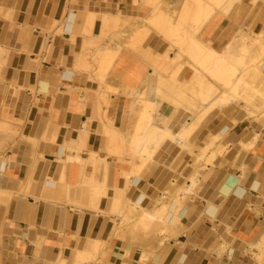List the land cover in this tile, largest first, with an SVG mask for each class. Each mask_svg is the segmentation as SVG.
Here are the masks:
<instances>
[{
	"label": "crops",
	"instance_id": "obj_1",
	"mask_svg": "<svg viewBox=\"0 0 264 264\" xmlns=\"http://www.w3.org/2000/svg\"><path fill=\"white\" fill-rule=\"evenodd\" d=\"M71 12L77 20L66 32ZM93 13L100 17L91 27L87 17ZM119 13L125 21L149 17L151 10L141 0H0V264H77L79 253L96 256L84 264L98 254L103 264H264V121L245 120L243 105L211 111L216 115L195 130L190 150L168 142L148 171L127 154L112 155L105 131L132 134L141 109L133 106L136 98L150 96L164 118L178 104L171 92L163 99L155 95L159 78L127 48L129 38L111 40L127 29L108 23L107 16ZM242 27L251 30V39L264 30V4L247 6L231 20H213L200 37L224 49ZM147 42L143 49L152 47L154 56L170 48L156 34ZM106 47L120 49L107 75L93 60L91 71L80 69L86 50L96 56ZM252 70L241 71L243 82ZM96 74L107 76L104 84ZM260 74L246 87L254 103L242 102L262 114ZM191 75L186 68L178 81L184 84ZM224 129L206 157L224 145L222 155L214 165L198 167L202 149ZM138 168L146 170L143 175ZM191 180L192 194L179 195ZM224 185L231 188L228 195ZM140 200L141 211L171 214L168 234L157 232L156 222L144 232L141 212L128 213V204ZM136 214L128 231L126 219ZM97 243L104 245L100 253Z\"/></svg>",
	"mask_w": 264,
	"mask_h": 264
},
{
	"label": "bare ground",
	"instance_id": "obj_2",
	"mask_svg": "<svg viewBox=\"0 0 264 264\" xmlns=\"http://www.w3.org/2000/svg\"><path fill=\"white\" fill-rule=\"evenodd\" d=\"M177 1H179V3L181 4L180 0H168L167 1V6L170 7L174 3H176ZM235 1L236 0H230L226 4V6L224 7V9L222 10V12L220 14L223 15L224 17H226V16L230 17L232 15V13L234 12V10H236V8L238 7V3H235ZM192 2L193 3H191V1H190L189 3H191V5H193L195 3H198L199 0H192ZM238 2H240V0H238ZM144 4H146V3H144ZM187 4L188 3L184 2V3L181 4V6L183 8H185V6L188 7ZM235 4H236V6H234ZM256 4L262 6L264 4V0H246V5H248V6L254 7V6H256ZM231 8H233V10L229 14V11L231 10ZM167 13H168L167 11L166 12H162L161 11L160 15L158 17L151 18L152 17L151 16L150 17L151 19L143 18L135 26V28H137V29L133 30V31H135V34H133V36L135 35L134 37L136 38V40H140V39L141 40L142 39L145 40L147 38V32L143 31L144 29L147 30V27H151L150 29H154V28L164 29V28H166V27L168 28L170 25H172L174 17L171 18L170 16H168ZM178 14H180V13H178ZM155 15H157V14H155ZM97 16L100 17V15H96L94 13L93 14H88L87 18H88V20L90 22L88 25H90L92 27L93 22L97 19ZM120 17H121L120 13H119V16H117V17L107 16V18H109V22L108 23H111V21L115 22V23H119L121 21ZM203 17L205 18L203 20V24L199 25L200 27L198 29H201L202 27H204V26L208 25L210 22H212V19L210 17L205 16V15ZM67 19L68 20H67L66 24H68V25L66 26L65 31L66 32H71V30L73 29L77 19H76L75 14L73 12L70 13V17L67 18ZM101 20L105 21V17H104V19H101ZM104 23H107V21L104 22ZM102 25H101V27H102ZM85 26H86V24H85ZM131 27H133V26H131ZM104 28H106V26H104ZM196 31H193V33H192V31L188 32L189 34L191 33L192 37L190 35H189L190 37L189 36H185L186 38L189 39V41H191V43H192V45L194 47V50H195V48L198 50V51H196L197 54L195 53L196 55H193L194 57L192 58V61L194 60V61L197 62V60H200L198 57L202 56V58L204 60H206L208 63L209 62H215V65H216V68H217L216 70H214L215 71L214 72L215 75L213 74L212 71L211 72H212V74L214 76H217V80H219L218 78H221V76H223L220 81L223 82L224 85L222 86V85H219V84L215 83L214 81L211 80L212 77H210L211 79L210 78L208 79L205 75L203 77V74L200 76L199 67L197 68V66L195 65L194 61L193 62L191 61V63H194V65H195L194 66L193 64L190 63L191 66L193 65L192 66V72H191L192 73L191 78L185 84H182L180 87L183 88V86H185L186 89H187V92L192 93L191 95L189 94L190 96H192L194 93L196 94V92L193 91L194 89L192 90L193 86L195 87L196 84H198V85L200 84L201 86L199 85V87H203L205 89L198 96V97H200L201 102L203 103V105L201 104V107H198V108H201L198 113H197L196 110H194V108H193L194 106L192 107V106H189V105H185L184 110H185L186 113L181 114L180 110H176V109H178L180 107V105L178 103V108L175 109V112L171 116H169V118H164V116H162V112H161V108L162 107L160 106V108H159V106H158L159 104L157 105L156 101H155V104L150 102L149 101V97L150 96L148 98H146L144 96L136 98L137 102H135V104L133 106H135L136 103H138L136 106H138V105L141 106V104H142L143 107H142V109L139 112V115H138L139 117L137 116L138 117L137 118L138 119V123L137 124L135 123L134 131L131 132L132 134L129 135L128 138H125V143L127 144L128 147H130L131 150H133V154L140 161V163H141L140 167H142V169H146V168L149 169L152 166V164H154L156 162L155 159H156V157H157V155L159 153V150L166 143L171 142V143L179 145L180 147L182 145H186L188 143L189 138L191 136H193V133H195V130L198 128V126L206 124V123L209 122V120L207 121V119L209 118V114L211 113V111H213L215 109H218V113H219V111H221L222 108H224V107L228 108V106L229 107L232 106V104L231 105H229V104L234 101L233 97L235 95H233V97H232V95H230L231 93L235 94V92L238 89L241 90V88H246L248 86V84H249L248 82H250V80L254 79V76H256L257 73L258 74L261 73V74L264 75V62H263V58H264V30L261 33H259V34L253 35L252 39L249 36H247V34H245L243 31H242L243 34L240 32L241 33V36H240L241 38L240 37L239 38L242 40V44H243V49H241L240 51L238 49L239 48L238 45H236L239 42L237 39H235L234 43H230L228 46H226L223 51H220V49L213 48L211 43H208V42L204 43L202 41L199 42L198 40H195L194 39L195 37H193V36L197 35L198 32H196ZM126 33H128V32H126ZM186 35H187V33H186ZM111 40H113V39H111ZM137 44H139V43L137 42ZM112 50H113V48H111V50H110V49H107V47H106V48H101V50L97 51V53H96L97 58H95L94 61L98 60L100 62L99 63L100 69H105V68H103L105 64L101 60L102 57H104L105 55H108V57H110V56L115 57V55H118V54H116V50H113V51ZM119 52H120V49H119ZM192 52H193V50H192ZM248 54L250 55V58L247 56ZM82 56L84 57L83 54H82ZM244 56H246V59L248 58V61L246 59L244 60V58H243ZM106 59L109 60L108 58H106ZM114 60L115 59H113V61ZM82 62H84V61H82ZM240 62L243 64L242 70H243V67L246 68L248 66H249V68H250V66L253 68V70L249 73L248 81L246 83L241 80L242 79L241 78V75H242L241 71L238 74L236 72L235 67H234V65L240 64ZM83 64H84L83 65L84 68L88 69V64H86V63H83ZM177 65H179V64H177ZM105 66H107V63H106ZM111 66H113V64ZM182 66L183 65L181 64L180 67H182ZM177 68H179V67H177ZM108 69H109V67H108ZM182 69H183V67H182ZM206 70H208V69H206ZM179 72H180V70H179ZM238 72H239V70H238ZM107 73H108V71H107ZM181 73H182V71L180 72V74ZM247 73H245V74H247ZM176 75H178V74H176ZM226 75H227V78H224V76H226ZM96 76H97V74L95 75L94 78L97 79V77H98V79L101 81V83H103L104 79L107 77V76H99V75L97 77ZM218 76H220V77H218ZM206 78H207V83H205ZM111 80H113V78H111ZM111 83H114V82L111 81ZM144 85H146V84L144 83ZM139 88H140V86H139ZM142 88H144V87H142ZM126 89H124V90H126ZM140 90H138V91H140ZM239 90L237 92H239ZM143 91H144V89H143ZM126 92H127V90H126ZM185 92H186V90H185ZM185 92L183 91L182 93H185ZM127 93L130 95L131 91L130 92L128 91ZM156 93L157 94H155V95H157L161 99H163V95L165 94V91L160 85L156 86ZM217 94L220 95V96H218L217 99H214L213 97L216 98L215 95H217ZM236 95H239V94L237 93ZM159 97L157 98L158 100H160ZM235 99H237V98H235ZM154 100H156V99H154ZM244 100H245V102L247 104H253L254 103L253 99L249 98V97L244 98ZM131 101H133V100H131ZM162 101H164V100H162ZM192 105H194V103ZM140 106H138V107H140ZM133 108H135V107H133ZM133 108H131L132 112H133V110H132ZM150 109L153 110V115H147L148 111ZM137 113H138V111H137ZM216 113H217V110H216ZM214 115H216V114H214ZM135 116H132L133 117L132 119L130 117V119L133 120ZM135 121H137V120L135 119ZM144 121H146V123H144ZM263 129H264V127H263ZM131 130H132V126H131ZM225 130L226 129L220 131L218 134L214 135V137H212V138L210 137L211 138V140H210L211 141V143H210L211 145L207 146L208 149L207 148H203L202 149L200 157H202L203 154H205V152H206L205 150L213 149L214 148L213 146H215L214 144L216 142H220L223 139ZM209 135L211 136V134H209ZM223 151H224V145H222L220 148H218V150H216V152L213 153V156L210 157L211 158L210 161H211L212 165L215 164V160L218 157H220V153L222 155ZM146 170H141V168H138V172H141V174L143 173L142 171H146ZM138 174H140V173H137V175ZM144 174H145V172H144ZM139 176H141V175H138V177ZM139 178H141V177H139ZM195 181L191 180L189 182L190 186H188L189 187L188 190L186 189L187 193L184 190L185 193L183 192V194H182V192H181L179 195H181V196L184 195L185 196L186 194L187 195L192 194L190 192H191V190H193V188L196 185ZM129 183H131V178L129 179ZM230 190H231L230 186L224 185V188H222L221 191H222L223 195H228L230 193ZM178 197L181 198L180 196H178ZM141 202H142V200H140L137 203H133V204L129 203L128 204L129 205L128 213L131 214V213H137V212L139 213V211L141 212V214H140V222H141V227L144 229V232H148L149 228L153 225L154 222L157 223L156 226H155L157 232H160V233H162V232L166 233L167 231L169 232V230H170L169 220H170L171 214H165V215L162 216V214H152V213H147L144 210L141 211ZM208 214L211 215V216L214 215L215 214V210L213 208L210 209L208 211ZM157 216H159V219H158ZM135 230L136 229H133L132 232H134ZM166 234H168V233H166ZM100 243H97L95 245V247H96V249H95L96 252L95 253L99 252L100 245H102ZM92 257H89V256H87V255H85L83 253H79L76 262H77V264H84L85 262L93 260L94 257H96V256H92ZM142 259H143V257H142ZM62 264H66V263L64 262Z\"/></svg>",
	"mask_w": 264,
	"mask_h": 264
},
{
	"label": "rangeland",
	"instance_id": "obj_3",
	"mask_svg": "<svg viewBox=\"0 0 264 264\" xmlns=\"http://www.w3.org/2000/svg\"><path fill=\"white\" fill-rule=\"evenodd\" d=\"M167 1L168 0H144V1L141 0V3H142L143 7H148L151 10V15L149 17H144L145 19H151V18L158 17L160 15L161 11L162 12H166L167 11L168 12L167 13L168 16H170L171 18L174 17L172 25H170L168 28L166 27L164 29H160V28L159 29H157V28L150 29L151 27H147V30L146 29L143 30V31L147 32V38L145 40H143V39L142 40L141 39L140 40H136V38L134 37L135 35L133 36V34H135V31H133V30L137 29V28H135V26L143 19V17H138V18H130L129 17V18H126L125 21H122L123 19H122V16H121L120 17L121 21L119 23H115V22L111 21V24H113L118 31L122 30V28L123 29L127 28L128 30L125 29V31H123L122 34L118 33L119 35L115 39H113V41H115V40L119 41L120 39L126 40L127 38H129V39L131 38L130 41L128 42V44H127V48L130 49L131 51L135 52L139 56H141L142 59L149 65V67L151 68L150 70L152 71L151 76L155 75V76H158V78H159L158 85H160L164 89V91L171 92L172 94H174L176 96V98L178 99L177 102L179 103L181 108H184L185 105H189V106H192V107L194 106L193 107L194 110H196L197 113H198L200 111V109H201V108H198V107H201V104L203 105V103L201 102L200 97H198V96L205 89L203 87H199L200 84L199 85L196 84V86L195 87L193 86V88H192V90L194 89L193 91H195L196 94L194 93L192 96H190L192 93L187 92V89H186L185 86H183V88L180 87L182 85V83H180L178 81V77H180V75L183 73V70L186 69L187 67L192 72V66L194 65V63L197 66V68L199 67L200 76L203 74V77L205 75L208 79L210 77H212V79L210 78L212 81H214L215 83H217L219 85H222V86L224 84L220 80L222 79L223 76H221V78H218L219 80H217V76H214L215 75L214 74V72H215L214 70L217 69L216 65H215V62H209L208 63L206 60H204L202 58V56L198 57L200 60H197V62L193 60L194 63H191L192 58L194 57L193 55H196L197 54L196 51H198V50L196 48L194 50V47H193L191 41H189V39L186 38L185 36H189L190 35L192 37L191 33L189 34L188 32L192 31V33H193V31L197 30L196 31V32H198L197 35H194L193 37H195L194 39L198 40L199 42L202 41L201 37H200V33L206 29L207 25L202 27L201 29H198V28L200 27L199 25L203 24V20L205 19L203 16L205 15V16L210 17L212 19V21L217 19V18H219V17L223 18L224 16L221 15L220 13L222 12L224 7L226 6V4L230 0H199L198 3H195L193 5H191V3H193L192 0H182V1L180 0L181 4L184 3V2L188 3L187 4L188 7L185 6V8H183L181 6L179 1H177L178 3L176 2L172 6H170L171 7L170 8V7L167 6ZM190 1H191V3H189ZM144 3H146V4H144ZM235 3H238V7L236 8L237 11H236V13L233 16H230V17L226 16L225 18L226 19L228 18V20L233 19L236 16V14H238L240 12H243L245 10V8L248 6V5H246V0H240V2H238V0H236ZM234 6H236V4ZM256 7L260 9L261 5L256 4V6H254L253 8H256ZM232 10H233V8H231V10L229 11V14L231 13ZM178 13H180V14H178ZM155 14H157V15H155ZM131 26H133V27H131ZM242 30H244L243 27L240 29L241 33H242ZM129 31H130V33L132 32L133 34L131 33L132 34L131 35L129 33H126V32H129ZM244 31L246 33H248L247 36H250V33H251L250 31L251 30H249V31L248 30H244ZM186 33H187V35H186ZM241 33L238 34V32H237L235 34H232V37L229 40L228 45L230 43H234V41H235V39H237V37L240 40V42L242 43V40L240 39L241 38L240 37ZM154 34H156L157 36H159L164 41H166V42H168L170 44V48L163 55L154 56L152 47H151V49L150 48L143 49V48H145V46L148 45V42H147L148 39L151 38V36L154 35ZM86 35H87V33H86ZM98 42H102V41L98 40ZM137 42L139 44H137ZM98 45L99 44L91 45V47L92 48H94V47L98 48ZM236 45H238V44H236ZM241 49H243V46H242ZM192 50H193L194 53L192 52ZM223 50L224 49H220V51H223ZM171 53H173L172 57H170ZM116 54H119V49H118V51H116ZM85 56H86V58H82V61H84L83 63L88 64V69L87 68L84 69L83 66H81V65H80V69L83 72H89L92 69V65L89 62V60H93V62L95 63L94 60H95V58H97V55L94 56L93 54H91V52L89 50H86ZM247 56L250 58L249 54ZM117 57H118V55H115V57H112V56L108 57V55H105L104 57L101 58V60L103 61V63L105 65L107 63V66L104 65V67H103L105 69H101L102 75H105L107 73V71L109 72V71H111L113 69V66H114V63H115ZM106 58H108L109 60H107ZM243 58L245 60L246 56H244ZM113 59H115V60L113 61ZM246 60L248 61V58ZM96 62H99V61L97 60ZM190 63L193 64V65L191 66ZM110 64L111 65L113 64V66H111ZM177 64H179V65H177ZM181 64L183 65L182 66L183 69H182V67H180ZM242 66H243V64L241 62H240V64L234 65V67L236 69V72L238 74L240 73V71H243L244 69L247 68V67L246 68L243 67V70H242ZM108 67H109V69H108ZM177 67H179V68H177ZM206 69H208V70H206ZM179 70H180V72L182 71L181 74H180ZM238 70H239V72H238ZM211 71L213 72L214 75L212 74ZM176 74H178V75H176ZM218 77H220V76H218ZM207 78H206L205 83H207ZM224 78H227V75L224 76ZM166 79H168L169 82ZM180 88L184 92L186 90V92L182 93L183 91ZM236 92H235V94H233V93L230 94V95H232V97H233V95H235V96L233 97L234 101L232 103H230L229 105H231V104H232V106L236 105L238 108H239L240 105H243L242 109H244L245 112H246V114H245V118L246 119L245 120L250 121L252 125H262L263 124L262 120L264 121V119H262L263 115H264V109L262 110L263 113L261 114V113L257 112V108H255L253 106L247 107L242 102V99L246 98V96H248V95L254 96V93L251 91V89L249 88L247 90V88H241V90H239V92H237L239 95H236L237 94ZM215 96H216V98L215 97H213V98L217 99L218 96H220V95L217 94ZM256 96L257 97H261V98H259V99H261L260 102L264 101V95L256 94ZM235 98H237V99H235ZM193 103H194V105H192ZM140 107L142 109L143 105L141 104ZM180 107L178 108V104L175 105V109L178 108L176 110H181ZM226 108L227 107H224V109H226ZM228 108H230V107L228 106ZM261 108H264V106L261 107ZM259 112H261V111H259ZM147 115H153V110L150 109L148 111ZM144 123H146V121H144ZM236 124H238V123H236ZM105 135H107V137L109 138V140H110V142L112 144L111 145L112 146L111 147L112 148L111 149L112 155L121 156L123 154H127L129 156V158H130L132 163L134 161L138 160L137 157L133 154V150H131L130 147L127 146V144L125 143V138L122 137V135L119 133L118 130H116L114 128H111L108 131H105ZM191 137L189 138L188 143L186 144L187 146L184 145L185 146L184 148H186L187 150H190L189 149L190 147H189L188 144H190ZM193 137H195V135ZM191 148H192V152L194 153V151H193L194 147H191ZM224 149H225V147H224ZM205 151L206 152H205V154H203L202 157H200V156L197 157L198 159L196 160V165L198 167L200 166L201 162H205L206 165H210L211 164V161H210L211 158L210 157L213 156V152L210 153L209 157H206L207 153H209L210 150H205ZM130 174H133V173H130ZM197 178H198V176L193 177V179L196 180V181H197ZM124 192H126V191H124ZM136 217H137V214L136 215H130V217L128 219H126V222H127L126 227H128V229H127L128 231L132 229V223L135 222ZM103 249H104V245H100L99 253ZM99 258L100 257H99V254H98L96 260L92 264H103V262H101V261H103V259L102 258L99 259Z\"/></svg>",
	"mask_w": 264,
	"mask_h": 264
}]
</instances>
